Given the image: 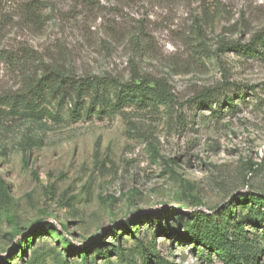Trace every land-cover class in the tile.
Returning <instances> with one entry per match:
<instances>
[{
    "label": "rangeland",
    "instance_id": "rangeland-1",
    "mask_svg": "<svg viewBox=\"0 0 264 264\" xmlns=\"http://www.w3.org/2000/svg\"><path fill=\"white\" fill-rule=\"evenodd\" d=\"M0 18V99L52 72L120 85L41 119L0 103V264H222L195 229L264 198V44L259 59L217 50L264 30V0H1ZM143 80L172 100L126 101ZM225 82L235 109L225 89L193 100Z\"/></svg>",
    "mask_w": 264,
    "mask_h": 264
},
{
    "label": "trees",
    "instance_id": "trees-1",
    "mask_svg": "<svg viewBox=\"0 0 264 264\" xmlns=\"http://www.w3.org/2000/svg\"><path fill=\"white\" fill-rule=\"evenodd\" d=\"M1 22L0 18V34L2 31ZM263 44L264 30L254 34L251 40L245 44L221 41L217 51H233L246 58L259 59L262 52L258 50V47ZM107 84L120 87L118 82L112 78L94 76L74 79L52 72L29 83L23 92L3 96L0 103L9 107L11 112L20 118H35L36 116V118L41 119L45 114H49V111L43 107L44 104H49L52 100H68L73 106L72 111L74 113V110L85 104L86 97L99 99V91ZM123 88L135 94L130 100H126L129 102H136V96L137 99L151 96L162 103H167L173 97L166 86L159 81L150 86V82L143 80ZM235 88L237 87L234 84L225 82V84L201 91L193 100L198 105L210 108L212 104L218 102L219 96H222L221 91L225 89V105L235 109L236 104L227 94L228 91ZM232 201L234 207L238 204H249L250 213L247 214L249 218L243 220L244 222L238 220L236 209L232 210L230 206H226L217 213L203 215L197 219L196 240L193 243L201 246L209 254L216 256L222 264H254L260 260L264 253V236L262 238H248L243 227L247 222L254 223L261 226L264 235V213L258 214V209L264 208V198L250 194L240 198L234 197Z\"/></svg>",
    "mask_w": 264,
    "mask_h": 264
}]
</instances>
